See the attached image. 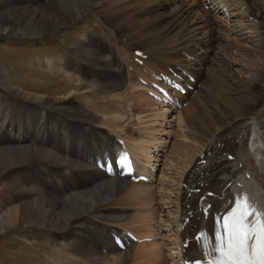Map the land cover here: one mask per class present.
<instances>
[{"label":"bare ground","instance_id":"1","mask_svg":"<svg viewBox=\"0 0 264 264\" xmlns=\"http://www.w3.org/2000/svg\"><path fill=\"white\" fill-rule=\"evenodd\" d=\"M35 1L39 2L35 12L29 6L3 4L0 32L44 29L48 35L86 12L97 16L111 32H104L110 43L91 38L83 45V65L69 64L70 74L96 81L103 106L98 99L101 97L90 92L74 101H68V97L52 110L35 104L36 119L29 131L10 125L8 115L0 113V133L2 128L6 133V140L0 141V233L17 227L52 233L55 250L48 255L52 264H125L132 258L140 260V264H184L195 255L197 247L190 242L183 251L182 242L207 224L196 211L197 199L204 191L218 193V198L207 200L214 203L213 210H219L234 193L244 189L236 187L237 182L252 188L254 181L258 187L252 192L253 198L264 210V99L256 88L264 74V44L258 38L264 34L258 32L261 21H248L249 14L244 11L238 18L240 23L228 26L227 18L220 13L219 0H192L190 5L185 0ZM241 2L227 0L224 5L238 13ZM254 2L264 4V0ZM204 6H209L206 13ZM136 44L147 55L142 65L131 60ZM247 51L254 55L251 54L253 62L245 58ZM126 62L143 79L182 66L193 72L200 83L196 93L180 96L188 102L181 112L176 110L194 148L188 157V148L175 143L170 167L181 173L166 176L168 180L158 184V191H152L149 182H130L121 174L109 177L95 166L99 156L114 154L118 149L111 132L127 139L138 170L148 172L140 163H150L148 147L144 145L154 144L168 151L163 150L165 139L162 143L152 133L144 137L137 131L135 137L124 130L129 124L125 122H132L133 108L156 102L133 80L128 82V89L136 92L134 98L124 91L114 96L126 85ZM6 82L0 86L10 94L16 93ZM25 95L13 97L33 108ZM109 96L114 97L110 100ZM162 115L157 111L153 117ZM140 118L136 114V121ZM142 124L147 127L142 121L141 130ZM32 132L33 140L29 138ZM202 151L212 152L203 167L197 165ZM228 153L235 160H227ZM163 166L164 169L165 163ZM244 172L250 173V181L243 177ZM228 181L232 183L226 187ZM195 189L201 192L196 194ZM129 205L139 209L129 214L122 208ZM187 217L189 223L180 230L179 224ZM128 221L145 226L147 232H136L137 235L162 236L164 243L142 241L137 244H144L134 250H119L111 233L126 236L118 227Z\"/></svg>","mask_w":264,"mask_h":264},{"label":"rangeland","instance_id":"2","mask_svg":"<svg viewBox=\"0 0 264 264\" xmlns=\"http://www.w3.org/2000/svg\"><path fill=\"white\" fill-rule=\"evenodd\" d=\"M8 2L9 4H12L14 7L29 6L30 10L33 12H35V7L39 6L38 5L39 2L35 0H0V14L3 12L5 8L2 7V5L3 4L8 5ZM185 2L186 4L190 5L193 1L185 0ZM250 3L253 4V6L249 9V13L250 15H254L258 17H259L258 14H260V18L262 22L261 24H263L261 26V29H263L264 22L262 21V19H264V14H263L264 11L263 10L260 11L261 7L255 6V4L252 3L251 1ZM255 3L256 5H259L257 2ZM203 8L204 11L205 6ZM204 13L206 12L204 11ZM106 29H107L106 26L100 20L97 19V16H95L90 12H86L78 19L68 22L59 30L55 31L54 33H50L48 35H46L47 33L44 34V32H46V31H42L44 29L37 30L36 32L28 31L35 29L17 30V32L14 33L9 32L8 30L1 31L0 32V84L2 82L7 81L8 83L7 82L6 83L11 88L16 90V93L10 94L6 92L7 90L5 88L0 86V91L2 90L0 92V97H1L0 113L8 115V120L11 121L10 125L14 126L15 128H21L26 131H29L30 128L33 127L32 123H35V119H36L35 109H34L35 104L42 108L52 110V108L62 103L68 97H69L68 101L69 100L74 101L78 97L88 95L87 94L88 92H90L92 96H96V95L100 96L99 92L101 89L98 90V84H96V81L94 79L90 80L88 77L85 76L70 74L69 64L73 62L78 64L82 63L81 65H83V59L80 56L81 48L85 43H88L91 38H96L104 41L105 43H110V41L106 37H104L105 35L104 32L111 33L109 30ZM263 32L264 30L262 31V33ZM262 37H264V34H262L261 38H259L261 39L260 40L261 43L264 44V39H262ZM228 46L230 45L228 44ZM134 47L138 48L139 46L134 45ZM91 51H93V49H91ZM245 54H246L245 55L246 59H249L252 62L254 61L253 58L254 55L250 53V51H247ZM251 54L253 55V57ZM68 58H70V60ZM77 59L80 60L78 61ZM229 59L232 58L229 56ZM45 60L47 61L44 63L43 61ZM38 61H42V62H39L37 64ZM64 61L67 62L69 61V62L67 63ZM49 64H51L50 66H48L50 68H46V66ZM125 67H126V63L124 64V69L126 70L127 67L126 68ZM129 76L131 75L126 73L125 81L129 78ZM136 85L139 86V88L143 89L140 85L138 84ZM129 87H131V85L128 84V82H126V85L124 87L123 86L120 87L119 91L116 92L114 96H117L118 93L124 91L122 93L128 92L126 94L130 98H134L133 94L136 92L132 89L131 90L128 89ZM256 88L262 94L264 99V74L262 80L256 85ZM23 94H26L24 98H26L27 101L31 102V104L33 103L32 104L33 108H29L26 105L20 104V102L15 97H13V96H20ZM100 97L101 98L98 97L96 98L101 100L100 106H103V104L101 103L103 97L102 96ZM113 97H111L110 100L113 99ZM128 100L131 101L133 99H128ZM151 100L152 99H150V102ZM133 102L135 101L133 100ZM150 104L151 105H146L140 107L139 109H137L136 107V110L133 108V112H132L133 114L131 120L132 122L131 123L125 122V124L126 123L129 124L124 128V130L127 131L128 133L132 132L136 137L137 131L131 128V124L133 127L134 124L136 125L138 122L140 124L142 123V121H144L145 126H147L148 128L147 127L145 128L142 124L141 127H143V129L141 130L140 128L139 131L141 133L143 132L144 137L146 136L145 134H149L148 136H150L152 133L155 138H160V141H162V143L164 142L163 138L160 136H155L156 135L155 133L157 131L158 133L159 131L161 132L164 131L165 133H168V136H170V138L167 137L166 145L168 148L167 154L168 153L169 154L167 155L164 152L166 157L163 158L160 169L165 163L164 169L166 171L161 169L160 173H158V178L161 179L159 182L160 184L161 182L168 180L167 177L169 174H173L175 171L179 172L178 168L175 167L176 168L175 169L174 166L170 167V165L173 163L174 160V154L172 151L173 148L176 145L186 146L188 149L186 150L187 152L184 151L186 153L184 154L185 155L188 154L189 157L191 153L190 149H193L194 145L191 142V140L187 137L186 131L184 130L182 118H181L182 126L180 124V121H178V118H176V113H172L170 114V116L168 117L166 116V118L161 117L162 119L160 117L154 118L153 117L154 114H156L157 111H159L160 113V111L164 108L160 107L157 104H154V102ZM179 112L178 114L181 115ZM136 114H139L141 117L139 121H136ZM123 127H121L122 131H123ZM1 131L2 132L0 133V141H4L6 140L5 138L6 133L3 130V128ZM32 133L29 135V138L30 139L32 138L33 140V138H35V132ZM183 137L184 139H182ZM187 140L189 141V143ZM170 155L173 156L171 157ZM170 159L172 161H170ZM168 161L171 163H169ZM157 183L158 181H156L155 184H153L154 186L152 185L154 188L153 189L151 187L152 191H158V188H160V185H158ZM133 207L129 205V207L126 206L122 208L124 209L129 208V213L134 214L139 209V207H135L134 211H133ZM2 210L3 208L0 209V212ZM132 225H134L133 226L134 228L136 225H137L136 228L139 227L138 224L134 222L132 223ZM140 230H144L142 229V226ZM42 235L46 237L44 242H41V240H43ZM155 236H153L154 239H156ZM27 238H29V241L27 240ZM51 239H52V233L49 234L47 231L43 229H35L34 227L24 228V229L17 227L10 229L9 231H6L4 233H0V264H52V261L49 259L48 256L51 251L55 250L51 244ZM160 240L163 244L164 240L162 236L160 237ZM157 243L161 244L160 242ZM63 244H66L67 246L66 241H64ZM143 244L144 243L139 245L142 246ZM50 245L53 248L52 250H50L49 248ZM136 245L137 246L135 247L139 246L138 244ZM135 247H132V249L134 250ZM125 264H140V260L135 261L132 258V261L128 260Z\"/></svg>","mask_w":264,"mask_h":264},{"label":"snow or ice","instance_id":"3","mask_svg":"<svg viewBox=\"0 0 264 264\" xmlns=\"http://www.w3.org/2000/svg\"><path fill=\"white\" fill-rule=\"evenodd\" d=\"M215 241L209 264H264V211L244 198L221 218Z\"/></svg>","mask_w":264,"mask_h":264}]
</instances>
